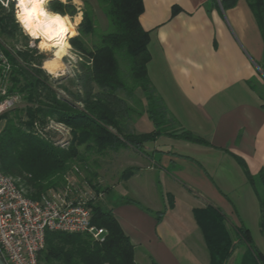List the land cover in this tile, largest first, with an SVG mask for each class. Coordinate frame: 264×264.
Returning a JSON list of instances; mask_svg holds the SVG:
<instances>
[{
  "label": "crops",
  "instance_id": "0c3cea01",
  "mask_svg": "<svg viewBox=\"0 0 264 264\" xmlns=\"http://www.w3.org/2000/svg\"><path fill=\"white\" fill-rule=\"evenodd\" d=\"M142 1L149 81L174 131L208 145L156 137L131 160L138 169L121 195L108 198L109 210L136 264H209L193 214L207 207L225 216L233 236L246 228L264 254L259 204L237 162L253 177L264 171V40L255 17L245 0L229 9L218 0ZM246 254L239 242L227 264H245Z\"/></svg>",
  "mask_w": 264,
  "mask_h": 264
},
{
  "label": "trees",
  "instance_id": "16d2710c",
  "mask_svg": "<svg viewBox=\"0 0 264 264\" xmlns=\"http://www.w3.org/2000/svg\"><path fill=\"white\" fill-rule=\"evenodd\" d=\"M93 1L107 21V29L98 36V40L90 48L84 44L83 38L93 35L96 26L90 0H84L86 6L84 20L79 26L81 35L72 40L77 42V48L81 53L92 56L93 60L90 66L82 65L84 73L80 79L83 80L85 98H79L78 101L83 105V109L80 110L68 101L57 98L51 88L39 80L32 71L18 66L13 71L22 76L23 85L19 91L26 92L28 101L33 100V96L39 97L40 95H37L39 91L48 93L45 95L46 102L38 100V105L43 108L38 112L71 128L77 141L68 149L61 150L28 131L35 112L26 110L29 122L26 123V128H22L19 125L22 111L16 109L9 111L7 115L12 114L13 117L7 119L0 132V169L4 175L20 180L30 189L33 193L27 196L31 200H37L41 193L49 188L64 184L65 176L72 168L77 170L74 166L84 162L78 150L81 146L85 151L95 150L101 153L105 148L121 147L124 144L139 147L141 140L143 144L149 143L163 134L194 144L208 145L205 140L189 131H174L170 116L149 81L147 64L150 59L148 52L150 35L139 23L143 1ZM218 1L223 9H229L234 7L238 0ZM245 1L264 40V0ZM175 12L174 8L173 14ZM16 30L18 26L13 21L12 12L4 15L0 8V38L12 36ZM73 45L75 46L74 43ZM5 53L8 57L7 52ZM18 57L25 62L28 61L26 54H19ZM120 61L126 66L128 76H124L120 70ZM11 67L12 72V64ZM129 79L132 82L130 84ZM13 81L14 84H18L16 78H13ZM92 84H95L100 92L95 93ZM137 89H140L146 98V111L154 130L140 138L130 134L121 140L120 136H123L125 131L120 119L128 114V108L125 100L117 96V92L122 91L130 98L129 95ZM8 92L13 94L15 91ZM112 129L116 130V134ZM237 162L245 171L257 198L260 209L258 228L264 241V171L253 177L246 171L241 160L237 159ZM171 206L172 202H169L168 208ZM90 209L91 225L106 231L104 241L99 243L86 233L47 232L44 248L37 256V264H136L134 247L111 211L96 206H90ZM193 214L206 243L209 264H227L239 242L245 243L248 247V254L243 259L245 264H264V254L254 246L246 228L243 226L234 228L233 236L227 228L225 216L212 207L194 210Z\"/></svg>",
  "mask_w": 264,
  "mask_h": 264
},
{
  "label": "rangeland",
  "instance_id": "374dc122",
  "mask_svg": "<svg viewBox=\"0 0 264 264\" xmlns=\"http://www.w3.org/2000/svg\"><path fill=\"white\" fill-rule=\"evenodd\" d=\"M89 3L94 13L93 15L96 23L95 33L93 35H89L88 37H84L83 42L87 47L90 48L92 44L98 40V36L107 29V21L94 1L90 0ZM49 6L53 10L56 9V11L60 10L61 12L68 11L73 14L75 13V8L71 5V3L66 6L61 3V0H51ZM85 8L86 6L84 2L83 11ZM2 13L5 15L11 12L9 10L2 9ZM13 21L15 23L14 17ZM77 30L79 31V28ZM72 40L71 43L75 44V46L73 45L74 49L79 51L77 48V42H72ZM1 41L3 42L9 60L13 66V70L8 76L6 84L7 89L10 91H15L13 92V95L19 97V100H16V103L12 108L16 109L17 111H22L20 113L21 117L19 125L22 128H26V123L29 122V118L26 114L27 109L33 113L35 112L32 125L28 131L61 150L68 149L69 146L76 141L72 134L73 132L71 128L55 121L54 118L44 116L38 112L43 109L38 105V100L43 101V103L46 102L45 95L48 93L46 91H39L37 92V95H40L39 97L35 98V96H33V100L28 101L26 99V92L19 91L23 85L22 76H18L13 71L17 66L24 67L25 69L32 71V73L37 75L39 80L51 88V90L57 95V98L66 100L81 110L83 109V105L78 101V99L85 98L83 80L80 79L84 73L82 67L92 65V56H86L79 51L82 56V61H77L75 64L68 63L67 73L64 76L53 79L39 67L42 60L45 58L44 54H37L36 49L27 47L28 38L20 31L19 26L18 30H16L12 36L2 37ZM19 54H26L28 56V61L25 62L22 60V58L19 59ZM65 60L67 61V58H65ZM119 66L120 70L123 71L124 76H128V73L125 71L126 66L123 65L121 61ZM13 78L18 80V84H14ZM130 83H132L131 79L128 81V84ZM92 88L95 93L100 92L99 88L96 87L95 84H92ZM117 96L125 100V104L128 108V114L124 118L120 119V121H122L121 126L126 129L124 130L123 128V131H125L123 136L117 134L120 136L121 140H123V137H126L130 134L140 138L143 134H146L153 128L152 124L147 118L148 115L145 111V109L147 110V107H145L146 98L140 89H137L131 93L129 95L130 98L122 91H118ZM8 113L9 111L0 114V117L3 116V118H0V132L4 128L7 119L13 117L12 114L7 115ZM112 132L116 134V130L112 129ZM176 132H179V130H176ZM149 143L143 144L141 140L139 147H133L124 144L121 147L105 148L101 153H97L95 150L85 151V148L81 146L78 150L80 155H82L84 158V162L77 163L74 166L77 168V171L72 168L71 172L65 176L64 184H61L56 188H49L48 190L42 192L41 195L48 193L50 190L60 193L66 186H68L72 191L76 189L84 190V192L93 191L96 195V199L90 200L87 203L88 207L90 208V206H96L104 208L105 210H109L107 205L108 198H115L123 193V190H125L124 180L130 178L138 169L137 167H133L131 160L133 158L138 159L139 155H142L144 151H147L145 147H148V145H150ZM18 183L21 184L22 182L19 180ZM27 190V194L33 193L30 189L27 188Z\"/></svg>",
  "mask_w": 264,
  "mask_h": 264
},
{
  "label": "built area",
  "instance_id": "2783aa9c",
  "mask_svg": "<svg viewBox=\"0 0 264 264\" xmlns=\"http://www.w3.org/2000/svg\"><path fill=\"white\" fill-rule=\"evenodd\" d=\"M5 52L0 38V104L4 105L0 114L12 110L17 100L7 89L12 67ZM18 181L4 175L0 169V258L3 264H37L47 232L86 233L99 243L104 241L106 231L91 225V209L87 203L96 199L93 191H72L66 186L60 193L50 190L37 200H31L27 187Z\"/></svg>",
  "mask_w": 264,
  "mask_h": 264
},
{
  "label": "clouds",
  "instance_id": "9594fccd",
  "mask_svg": "<svg viewBox=\"0 0 264 264\" xmlns=\"http://www.w3.org/2000/svg\"><path fill=\"white\" fill-rule=\"evenodd\" d=\"M50 3L51 0H0V6L12 12L15 23L28 38L27 47L44 54L40 69L55 79L67 73L68 63L82 61L71 40L81 35L77 29L84 20V0H61L66 6L71 3L74 14L55 11ZM3 110L4 105L0 104V111Z\"/></svg>",
  "mask_w": 264,
  "mask_h": 264
},
{
  "label": "water",
  "instance_id": "95a60500",
  "mask_svg": "<svg viewBox=\"0 0 264 264\" xmlns=\"http://www.w3.org/2000/svg\"><path fill=\"white\" fill-rule=\"evenodd\" d=\"M0 264H3V262H2V260H1V258H0Z\"/></svg>",
  "mask_w": 264,
  "mask_h": 264
}]
</instances>
